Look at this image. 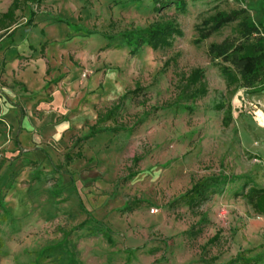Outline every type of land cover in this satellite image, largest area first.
Masks as SVG:
<instances>
[{"label":"rangeland","instance_id":"obj_1","mask_svg":"<svg viewBox=\"0 0 264 264\" xmlns=\"http://www.w3.org/2000/svg\"><path fill=\"white\" fill-rule=\"evenodd\" d=\"M241 5L264 25L260 0H197L185 13L173 7L156 12L152 0H32L16 11L18 25L33 8L47 18L61 16L99 31L115 22V33L130 24L176 18L183 35L170 47L143 45L135 54L120 36L107 40L78 31L64 40L75 42L61 59L57 52L52 58L61 60L62 68L75 65L79 85L87 93L89 85L97 87L96 110H106L141 84L142 90L129 94L115 119L105 125L131 126L137 118L143 120L131 133L103 132L75 146L86 126L46 132L42 143L30 150L35 160L22 156L24 152L4 157L0 200L10 216L1 220L0 208L6 252L0 264H30L39 249L62 240L63 229L69 231L86 219L81 203L115 233V243L109 244L101 235L88 237L86 229L74 231L69 245H76L82 264H205L201 259L211 257L227 263L240 251L255 259L252 264H264V216L254 215L244 198L233 196L246 179L264 185V91L228 85L208 55L209 44L232 34L235 23L199 44L194 41L195 26L214 7ZM4 6L0 1V8ZM12 38L0 31L2 47ZM22 43L27 46L28 39ZM23 49L18 58L25 61ZM197 68L204 73L208 92L197 98L194 109H160L175 100L181 76ZM79 91L71 98L80 97ZM147 111L151 113L145 116ZM78 151L82 157L74 156L66 165L65 154ZM135 156L142 159L135 163ZM133 171L140 172L129 178ZM219 174L238 178L219 185L195 210L179 199L194 182ZM201 217L207 221L201 223ZM216 235L218 241L211 243ZM125 248H138L129 262Z\"/></svg>","mask_w":264,"mask_h":264},{"label":"trees","instance_id":"obj_2","mask_svg":"<svg viewBox=\"0 0 264 264\" xmlns=\"http://www.w3.org/2000/svg\"><path fill=\"white\" fill-rule=\"evenodd\" d=\"M31 1L32 0H12L7 11L0 12V29L5 28L7 24L12 25L17 22L16 11L22 10L23 7ZM195 1L197 0H152V4L156 12H161L166 8L173 7L176 12L185 13L188 10L189 3ZM240 1L243 2L244 0ZM260 1L264 9V0ZM37 14L38 11L30 8L26 25H33ZM50 16L56 22L66 24L75 32L82 31L89 35L99 34L107 40H112L120 36L130 48V54H135L143 45L152 47L153 49L170 47L176 36L181 37L183 35V31L176 18H161L154 20L146 26L130 24L128 27L115 33V22L109 24V29L99 31L96 28H89L84 24L72 22L61 16ZM232 23H235L234 32L227 35L219 42H211L208 46V55L214 61L220 73L226 78L228 85H237L250 89L254 93H261L264 91V25L253 19L246 6L241 5L230 10H222L214 7V10L204 16L201 22L195 26L197 37L194 41L199 44ZM44 46L45 44L42 45V47ZM181 80L178 87L179 93L175 100L167 102L165 105L161 106L160 109L182 107L191 112L194 109L193 104L197 98L206 95L208 92V85L204 80V73L199 68L191 71L189 75L183 74ZM141 90V84L137 82L135 89L128 90L119 98V101L104 111L98 110L96 121L92 124L86 123L85 126L88 128L87 132L76 139L74 146L76 143L86 141L103 132L117 133L120 131H128L131 133L135 126L142 122L143 117L137 118L136 122L131 126L123 122L114 123V125H105V123L111 119H115L117 112L122 106V102L129 97V94H136ZM157 109L159 108H152L153 111ZM150 113V111H147L145 116ZM74 156L81 158L82 152L78 151L75 155H71L70 152H67L65 154V164L69 165L75 158ZM141 159L140 156H135L133 160L137 163ZM30 162L33 163V161ZM1 166L2 164H0V169ZM139 172L140 171L130 172L128 177H135ZM237 178L238 177L235 175L225 174L203 177L194 182L191 188L179 196V199L185 201L191 210H195L203 201L207 200L211 194H216L218 192L219 185H228L233 183ZM233 196L236 198H244L251 207L254 215L264 216V185L260 186L251 182L250 179H246L239 189L234 191ZM80 206L86 214V219L72 227L69 231L63 229V239L53 244H47L39 249L36 252L35 259L30 264H47V262H52L54 264H82L81 260L78 258L76 245H69V237L76 230L86 229V235L88 237H97L101 235L109 244L115 243L113 238L115 234L114 231L104 221L97 219L82 203ZM125 206H128V202ZM0 208L3 211L1 220L8 218L10 212L7 207H5L2 200H0ZM206 221V217H201V223H205ZM218 239L219 236L216 235L210 242L215 243ZM3 246L4 242L0 236V256L6 255ZM137 249L138 248H125L127 262L131 261ZM217 259V257H211L209 259L202 258L201 261L205 264H252L255 260L248 257L244 251L238 252L236 257L227 263H217Z\"/></svg>","mask_w":264,"mask_h":264},{"label":"crops","instance_id":"obj_3","mask_svg":"<svg viewBox=\"0 0 264 264\" xmlns=\"http://www.w3.org/2000/svg\"><path fill=\"white\" fill-rule=\"evenodd\" d=\"M0 1L5 4L0 12L7 11L12 0ZM26 21L23 25L15 22L0 29L13 36L10 39L13 42L3 47L0 39V164L5 156L21 152L28 160H35L29 157L30 150L42 143L44 133L82 128L87 122L96 121L98 116L95 109L99 101L97 87L89 85L91 93H87L84 85L82 88L79 85L75 65L62 68L61 60L52 58L57 56L56 52L60 59L67 54L69 44L75 41L73 38L64 40L75 31L42 14L35 16L33 25H26ZM20 25L22 27L18 28ZM19 30L21 42L16 39ZM23 39H28L27 46L22 43ZM8 46L12 47L6 49ZM25 47L22 54L27 59L24 61L18 58V50ZM77 88L83 94L77 99L71 98Z\"/></svg>","mask_w":264,"mask_h":264}]
</instances>
